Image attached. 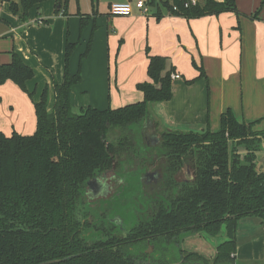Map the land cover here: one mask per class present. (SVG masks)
I'll return each instance as SVG.
<instances>
[{
    "label": "trees",
    "instance_id": "trees-1",
    "mask_svg": "<svg viewBox=\"0 0 264 264\" xmlns=\"http://www.w3.org/2000/svg\"><path fill=\"white\" fill-rule=\"evenodd\" d=\"M4 1L15 14L22 7L28 18L30 9L46 0ZM186 2L149 0L187 18L242 14L236 0H203L189 7ZM57 3V12L67 13L69 0ZM75 47L67 42L64 80H53V107L48 86L34 102V133L0 131V264H235L239 220L258 216L264 224V172L257 164L264 130L254 128L264 117L238 119L229 109L215 131L161 128L150 106L172 98L174 71L162 55L149 56L150 81L137 85L142 100L117 108L88 105L76 112L72 88L82 73L69 70ZM34 75L15 51L9 62L0 61V84L12 80L32 99L35 92L27 82ZM148 127L158 133L155 147L137 136ZM125 165L136 169L138 179L153 168L162 174L152 212L124 234L104 214L91 212L86 190L99 173ZM185 171L190 178L182 176ZM223 226L228 239L212 259L182 248L184 238L199 232L216 236Z\"/></svg>",
    "mask_w": 264,
    "mask_h": 264
},
{
    "label": "crops",
    "instance_id": "crops-1",
    "mask_svg": "<svg viewBox=\"0 0 264 264\" xmlns=\"http://www.w3.org/2000/svg\"><path fill=\"white\" fill-rule=\"evenodd\" d=\"M128 1L136 0H84V8L82 0H69L63 13L57 12V0H46L32 7L28 18H23L22 7L15 14L9 1L0 2V61L9 62L15 51L35 71L27 82L35 94L26 105L22 103L26 94L17 84L12 80L0 84V131L34 133V102L48 86L49 108L53 107V80H64L68 41L76 43L69 70L82 73V81L72 88L74 111L87 105L117 108L142 100L137 85L150 81L149 56L162 55L172 73L181 77L173 79L170 100L152 104L153 120L161 128L204 131L209 126L215 131L229 109L238 119L264 117V5L255 0L248 7L238 5L242 14L227 11L197 18L171 14L155 4L146 14L137 8L130 16L111 13L113 2ZM258 8V16L252 17ZM40 81L43 85H38ZM263 124L264 120L255 129L261 130ZM262 162L264 149L258 153L260 170H264ZM221 231L216 246L199 233L185 240L191 245L187 249L212 259L228 239L225 226ZM234 257L235 264H264L260 217L239 220Z\"/></svg>",
    "mask_w": 264,
    "mask_h": 264
},
{
    "label": "flooded vegetation",
    "instance_id": "flooded-vegetation-1",
    "mask_svg": "<svg viewBox=\"0 0 264 264\" xmlns=\"http://www.w3.org/2000/svg\"><path fill=\"white\" fill-rule=\"evenodd\" d=\"M140 134L144 136L146 145L149 147H155L159 142L158 133L151 127L145 128ZM258 170L264 172L262 169L258 168ZM136 172L134 167L125 165L124 169L120 171L114 169L103 171L91 179L90 184H87L86 195L92 208L91 212L93 208L101 212V215L104 214L109 222L116 225L117 230L124 234L134 222L141 220V216L149 215L152 212L154 201L159 198L160 194L159 184L162 173L159 168L145 171L140 179L135 176ZM132 182H135L134 186ZM89 217V222L94 224L92 215ZM83 222L85 223V220ZM205 234L213 237V235ZM188 237L184 238V242ZM138 238L140 239V237ZM148 240L150 239L148 238ZM149 246L146 249L147 252L152 250V245Z\"/></svg>",
    "mask_w": 264,
    "mask_h": 264
},
{
    "label": "built area",
    "instance_id": "built-area-1",
    "mask_svg": "<svg viewBox=\"0 0 264 264\" xmlns=\"http://www.w3.org/2000/svg\"><path fill=\"white\" fill-rule=\"evenodd\" d=\"M203 0H187L185 3L186 7L200 4ZM135 8L139 9L142 13L150 12L149 0H136L135 3L132 2H113L111 5V13L117 16H130L135 13ZM174 10L177 9L176 6L173 7ZM181 75L177 73H172V79H178Z\"/></svg>",
    "mask_w": 264,
    "mask_h": 264
},
{
    "label": "rangeland",
    "instance_id": "rangeland-1",
    "mask_svg": "<svg viewBox=\"0 0 264 264\" xmlns=\"http://www.w3.org/2000/svg\"><path fill=\"white\" fill-rule=\"evenodd\" d=\"M254 1L255 0H236V3H237V6L238 5H240V7H248V5H253V3H254ZM256 1H258V5L259 6H263L264 5V0H256ZM0 2H4V1H0ZM132 3H135V1L134 2H132ZM82 6H83V8L84 7H86V4L84 3V0H82ZM104 6V5H103ZM75 7H77V5H75L74 6V8ZM239 6H238V8H240ZM240 10V9H239ZM0 17H1V13H0ZM1 20H3L2 18H1ZM43 79V78H42ZM38 85H43V82L42 81H40V83L38 84ZM27 87H28V84H27ZM30 90V89H29ZM19 92H22V93H24V94H26V97H24L23 98V104L24 105H26L27 103H31L33 100H32V98L28 95V93H26L25 91H23L22 89H21V91H19ZM22 93H20V94H22ZM23 95V94H22ZM6 95L4 94V98H3V104H5V106H6ZM128 101V100H127ZM132 101V100H131ZM133 102V101H132ZM107 103H109V100L107 99ZM127 103H129V102H127ZM88 106V105H87ZM96 107V106H95ZM108 107V106H107ZM106 107V108H107ZM119 107V106H118ZM151 107V110L152 109H154V107H153V105H151L150 106ZM101 109H105V108H101ZM76 112H78V111H76ZM11 118H13V117H11ZM263 126H264V124H263ZM141 133V130L138 132V137H142L143 135H141L140 134ZM116 134V133H115ZM115 134H113V135H115ZM263 164H264V162H262ZM186 174H187V171H185L184 173H183V177H185L186 176ZM187 177L188 178H190V175H189V173L187 174ZM222 232V231H221ZM220 232V233H221ZM217 234L216 236H213L212 238L211 237H208L205 233H203V232H200V234H202V236H204L209 242H210V244L212 245V246H216L218 243H219V241H220V236H222V234ZM181 246H182V248H184V249H186V250H188L187 248H189V247H191V245L189 246V244H188V242L186 243V242H184V240H182V242H181ZM193 247V246H192ZM189 250H190V248H189Z\"/></svg>",
    "mask_w": 264,
    "mask_h": 264
},
{
    "label": "water",
    "instance_id": "water-1",
    "mask_svg": "<svg viewBox=\"0 0 264 264\" xmlns=\"http://www.w3.org/2000/svg\"><path fill=\"white\" fill-rule=\"evenodd\" d=\"M61 6V4H59L58 5V7H60ZM261 130H264V128H262ZM146 174H148V173H146ZM94 181V180H93ZM92 181H88V183L90 184Z\"/></svg>",
    "mask_w": 264,
    "mask_h": 264
}]
</instances>
